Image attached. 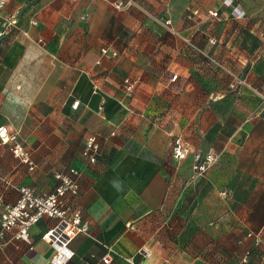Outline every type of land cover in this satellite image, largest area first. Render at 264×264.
Wrapping results in <instances>:
<instances>
[{"label": "crops", "instance_id": "crops-1", "mask_svg": "<svg viewBox=\"0 0 264 264\" xmlns=\"http://www.w3.org/2000/svg\"><path fill=\"white\" fill-rule=\"evenodd\" d=\"M112 1L7 2L0 31L17 23L0 40V126L35 168L0 137V214L21 186L53 192L54 174L76 168L82 193L71 204L89 233L72 240L68 264H105L108 253L109 264H264V0H137L125 9ZM224 68L262 94L229 89ZM241 108L255 112L247 129ZM226 123L236 124L229 134ZM174 124L198 129L185 135L193 149L182 160L173 157ZM93 134L102 150L90 165L83 150ZM197 152L218 156L191 202L204 226L167 225L176 168L189 178ZM208 218L219 221L206 227ZM57 221L43 218L31 243L8 234L0 264H48L53 249L41 236Z\"/></svg>", "mask_w": 264, "mask_h": 264}, {"label": "built area", "instance_id": "built-area-1", "mask_svg": "<svg viewBox=\"0 0 264 264\" xmlns=\"http://www.w3.org/2000/svg\"><path fill=\"white\" fill-rule=\"evenodd\" d=\"M9 0H0V17ZM36 1V0H32ZM234 0H225L224 4L230 6L234 4ZM114 6L118 9L126 6L136 5L137 0H114ZM241 11L237 6V10ZM211 16L217 17V11H210ZM241 13V14H240ZM240 16L244 12H240ZM17 23V19L5 21L3 23L4 30L0 31V40L9 26ZM170 23V20L167 21ZM102 55L111 57H118L117 51H109L107 48L102 49ZM231 76V89L236 87H246L251 91L258 92L245 78L238 76L232 71L227 72ZM176 76H174L175 78ZM125 83H129L127 90L131 91L134 83L129 79H125ZM79 105L78 102L75 103ZM115 133L113 132L112 135ZM0 137L3 143L13 142L11 150L15 156L19 157L21 161L27 163L29 168L33 170L35 164L31 158V153L22 143L16 141V136L9 133L6 125L0 126ZM101 145L98 137L93 134L90 135L85 143L83 155L90 165L96 164L101 155ZM173 157L177 160H182L187 157L190 152V144L178 137L175 139L173 148ZM217 154L197 152L194 154V170L197 172L196 176L205 174L210 167L217 161ZM82 172L76 168H71L68 172H57L54 177L57 181L53 192L39 193L35 188L21 186L19 188L20 196L18 200L6 206L0 214V244L6 240L7 235L11 232L15 233L14 237L22 239L28 243L32 242L31 230L43 218H55L57 223L44 232L41 236L42 240L47 242L53 249V254L50 257L48 264H68L75 255V250L70 246L72 240L81 233H89V224L83 219L82 210L71 204V201L79 197L82 193L80 178ZM195 176V177H196ZM8 183V182H7ZM222 195L227 196V191H222ZM249 233V236H252ZM256 240L261 241L260 237L256 235ZM143 255L150 254L149 250L144 248L141 250ZM112 261L111 255L108 253L103 257V262L109 264ZM244 261L246 259L244 258Z\"/></svg>", "mask_w": 264, "mask_h": 264}, {"label": "rangeland", "instance_id": "rangeland-1", "mask_svg": "<svg viewBox=\"0 0 264 264\" xmlns=\"http://www.w3.org/2000/svg\"><path fill=\"white\" fill-rule=\"evenodd\" d=\"M113 2H114V0L112 1V3ZM136 5H131V6H136ZM113 6H114V4H113ZM126 7H130V6H126ZM126 7L120 8V9H125ZM116 9H118V8H116ZM208 14L211 16L210 11L208 12ZM211 17H213V16H211ZM213 18H219V14L217 17H213ZM224 70H225L226 74L229 76V74L227 72L230 70V68L229 69L224 68ZM230 71H232L233 73L237 74L238 76H240L242 78L247 79L246 77L241 76L240 74H238L237 72H235L233 70H230ZM229 79H230V82H229L228 86H229V89H231V87H230V84L232 82L231 76H229ZM247 81L249 82L248 79H247ZM251 85L254 88H256L253 84H251ZM243 87H236L235 89H231V90H233L234 92H237L240 95L244 96V94L248 93V91H247L248 88L244 87L246 89H243ZM257 91L258 92H254V91H251V92L257 93V94H262V92L260 90L257 89ZM244 92H246V93H244ZM262 95L264 96V94H262ZM225 110H226L225 112L227 113V111L230 112L231 108H225ZM241 111L242 112H240V115H241L240 126L247 129V127L249 125L248 120L252 119L253 114L255 112H253L252 110H248L247 108H241ZM195 125L196 124H192V126H191L192 128H190V126L187 124H174L173 137H175V136H177L176 138L181 137V138H183L184 141L188 142L190 144V152L193 149V144H192V142H190L189 138L185 137V135L188 133H195V132L198 133V129H197V127H195ZM235 125H236L235 123H228V124L226 123L223 131L225 133L229 134L231 132V130L236 127ZM209 130H210V128H209ZM213 130H214V128H213ZM96 136L99 137V134H96ZM175 139L173 140V148H174V144H175ZM100 145H101V142H100ZM176 169H177V171H179L178 175L180 178V180H179L180 182H174L173 192L169 196V198L167 199L166 206L164 207V211H163V213L165 215L164 219L167 221V223H168L167 225L173 224L176 226H182L183 223H185L184 224L185 227H188V228H193V227L202 228L204 226V224L202 222L198 223V221H197L198 218L193 216L192 212H194V211H192V210L194 208H193V204L191 207V202L193 201V199H195L197 197V195L199 194V192L201 190V188L196 186L197 185L196 180L200 177L205 179L206 173L203 175L196 176L197 172L192 167V175L189 176L190 180L192 181L190 183L189 178L183 176L184 170L182 168V164L177 166ZM219 191L216 192L217 197L222 198L221 196H223V195ZM190 197H192V200ZM224 200H226V199H224ZM225 209H226V206H225ZM217 221H219V218H217V219L208 218L206 220V224L208 226L206 224L205 225H206V227H212V226L214 227V226H216ZM199 226H201V227H199ZM248 236H249V234H248ZM258 242L260 243L262 241H258ZM245 259H246V261L243 260V262H247V258H245Z\"/></svg>", "mask_w": 264, "mask_h": 264}, {"label": "trees", "instance_id": "trees-1", "mask_svg": "<svg viewBox=\"0 0 264 264\" xmlns=\"http://www.w3.org/2000/svg\"><path fill=\"white\" fill-rule=\"evenodd\" d=\"M99 160V159H98ZM98 162V161H97ZM223 191H227L228 193H229V191L228 190H223Z\"/></svg>", "mask_w": 264, "mask_h": 264}]
</instances>
